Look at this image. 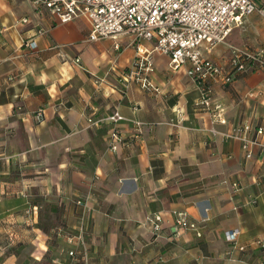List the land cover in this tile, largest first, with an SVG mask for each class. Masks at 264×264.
<instances>
[{"label":"crops","instance_id":"0c3cea01","mask_svg":"<svg viewBox=\"0 0 264 264\" xmlns=\"http://www.w3.org/2000/svg\"><path fill=\"white\" fill-rule=\"evenodd\" d=\"M91 27L0 0V264H264V68L200 86L190 63L172 70L144 42L145 90L125 81L133 36L89 41ZM261 43L231 34L200 51L227 74L233 48ZM117 111L125 119H107ZM245 125L250 158L232 137ZM179 212L198 226L174 236Z\"/></svg>","mask_w":264,"mask_h":264},{"label":"built area","instance_id":"2783aa9c","mask_svg":"<svg viewBox=\"0 0 264 264\" xmlns=\"http://www.w3.org/2000/svg\"><path fill=\"white\" fill-rule=\"evenodd\" d=\"M34 6L48 9L61 23L87 17L92 31L89 41H100L103 38H118L132 35L139 44L137 58L134 60L125 81L139 82L143 89L155 90L150 74L153 62L150 55L141 46L144 42H154L153 53L163 54L170 58L172 70L189 64L188 75L202 86L209 78L220 79L223 87H229L243 72L250 67L264 68V49L259 53L245 52L233 48L231 71L223 74V69L211 60L204 58L200 48L206 45L212 49L218 44H226L232 32L243 27L248 16L257 15L264 21V0H31ZM34 47L35 42L27 40L25 46ZM206 90L203 89V94ZM206 101V100H205ZM108 120L117 123L125 119L118 111ZM92 122V119L90 120ZM246 126V125H245ZM240 126L232 136L243 142L246 157L249 145L254 142L248 137V127ZM260 132L262 130L260 129ZM110 147L116 150V141L120 139L118 130L111 134ZM171 228L174 236H180L186 229L197 228V222H191L186 214L179 212ZM152 230H161V215L150 217ZM241 231L229 230L226 238L233 246H238L237 238ZM199 235H201L199 233ZM79 242L84 243L82 234ZM262 245L261 242H257ZM75 255V252H70Z\"/></svg>","mask_w":264,"mask_h":264},{"label":"rangeland","instance_id":"374dc122","mask_svg":"<svg viewBox=\"0 0 264 264\" xmlns=\"http://www.w3.org/2000/svg\"><path fill=\"white\" fill-rule=\"evenodd\" d=\"M255 22H251L250 24H247L246 27H244L243 29H240V30H236L232 33V35L235 36H238V39H240V44L239 46H245V45H249V44H254L255 42L257 43V39H259L261 42H264V21L262 19H260L259 17L255 16ZM261 33L258 34L259 30H261ZM242 30V32H241ZM257 32V34L259 35L258 37L256 36L257 34L256 33H252L251 36L253 35V37L256 36L255 39H252V42H251V39H250V35L249 33L251 32ZM255 34V35H254ZM264 45V43H261L259 44V48L262 47ZM251 46V45H249ZM254 47H258V46H254L252 45V49H255ZM244 48V47H243ZM257 49V48H256Z\"/></svg>","mask_w":264,"mask_h":264}]
</instances>
